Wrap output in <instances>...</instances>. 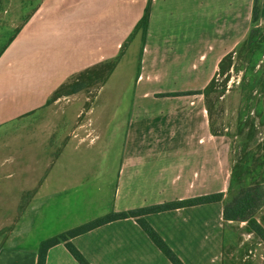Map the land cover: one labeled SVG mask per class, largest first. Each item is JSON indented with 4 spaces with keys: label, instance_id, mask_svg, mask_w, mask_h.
Wrapping results in <instances>:
<instances>
[{
    "label": "crops",
    "instance_id": "obj_1",
    "mask_svg": "<svg viewBox=\"0 0 264 264\" xmlns=\"http://www.w3.org/2000/svg\"><path fill=\"white\" fill-rule=\"evenodd\" d=\"M254 1H150L145 40L138 30L105 82L130 63L121 83L134 81L133 105L120 141L119 159L77 160L65 156V147L55 160L37 163L41 172L20 190L35 191L22 219L0 247V264H37L42 240L110 212L218 192L224 194L221 201L150 213L144 218L184 264H226L225 226L235 222L223 219L224 204L230 199V143L212 134L200 92L214 77L221 59L254 28ZM147 2L0 0V21L16 28L0 55V127L30 117L32 111L58 109L82 94L61 96L47 104L73 75L118 55ZM258 21L264 24V0H260ZM130 54L133 58L128 60ZM76 125L71 135L87 130L84 122L76 120ZM65 146L70 145L65 142ZM81 166L90 177L78 174ZM98 167L115 174H97ZM80 183H85L86 196H92L84 207V218H78V213L71 216L74 212L67 210L64 215L72 224L54 229L46 221L40 230L35 229L27 215L37 202L41 213V207L47 208L53 198L70 209L69 197ZM38 197L44 200L39 202ZM70 241L90 264H172L134 217L108 222ZM45 264L79 262L61 242L48 249Z\"/></svg>",
    "mask_w": 264,
    "mask_h": 264
},
{
    "label": "rangeland",
    "instance_id": "obj_2",
    "mask_svg": "<svg viewBox=\"0 0 264 264\" xmlns=\"http://www.w3.org/2000/svg\"><path fill=\"white\" fill-rule=\"evenodd\" d=\"M10 25L12 23L0 21V52L16 32V28L11 29ZM255 27L263 30L264 24L257 21ZM259 52L261 55L253 69L248 68ZM230 56L227 61L228 69L216 76V92L210 98L208 121L214 132L219 134L216 136H223L230 143L229 164L232 170L245 154L252 152L257 158V154L262 153L258 143H263L264 125L260 124L256 107L260 103L264 108V31L258 32L252 45L241 43ZM132 58L133 54H130L128 60ZM129 64L126 62L124 68L121 66L116 76L100 91L98 85L91 86L82 91V94L63 102L58 109L42 108L37 112L32 111V116L7 121L0 127V247L6 243L9 231L22 217L23 210L35 191L32 188L30 191L20 192L27 186L28 180L41 172L37 163L55 160L65 147L68 150L65 156L76 157L77 160L119 159L120 141L133 105L134 81L129 79L121 83L128 73L125 67ZM250 77L259 79L254 88ZM66 90L68 88H64L62 92ZM79 112L80 115L76 117ZM76 120L84 122L87 128L86 131L78 130V136L70 134L77 128ZM241 123L244 127L243 132L239 133ZM251 123L256 127L252 137L249 134ZM87 132L90 133L88 137ZM49 136L51 139L46 140ZM65 142L70 146H65ZM32 163L34 164L31 166ZM77 169L79 175L85 173V178L90 177V173L83 171V166ZM263 170L261 168L258 173L251 174V182H259L264 192ZM95 173L108 176L115 174L113 170L105 172L101 167ZM82 183L77 190L72 191V197H69L70 209L60 199L56 204V199L53 198L47 208L41 207V213L37 202L27 215L28 220H33L35 229L40 230L42 223L46 221L54 229L67 226L69 222L64 215L67 210L74 212L73 215L70 213L71 216L78 213V218H84V207L92 196H86L83 190L85 183ZM238 191L239 187H234L233 195ZM228 196L230 197L229 194ZM41 200L44 199L38 197V201ZM253 217L264 228V197L259 207L254 210ZM55 219L58 221L55 222ZM23 223L25 221L21 224ZM24 228L25 226L20 228V231ZM225 240L226 264H250V261L252 264L264 263V241L246 222L226 224Z\"/></svg>",
    "mask_w": 264,
    "mask_h": 264
},
{
    "label": "trees",
    "instance_id": "obj_3",
    "mask_svg": "<svg viewBox=\"0 0 264 264\" xmlns=\"http://www.w3.org/2000/svg\"><path fill=\"white\" fill-rule=\"evenodd\" d=\"M150 1L151 0H148L142 18L138 21V23L134 28V31L130 34V36L126 39L125 43L122 45L118 55L111 59L102 61L91 67H88L84 70H81L75 75H73L70 79H68V81L60 85L53 92L52 96L47 101V104H49L51 101L56 100L61 96L70 95L80 91L88 90L89 87L94 85H98V88L103 86L107 81V79L109 78V76L114 71V69L116 68L121 57L123 56L128 43L131 41L134 34L138 30L142 31L143 41L145 40L146 31L149 23ZM259 15H260V0H255L253 7V15H252V22L255 24V26H256V22L259 19ZM255 26L251 30L250 34L242 42L244 45L245 44L252 45L258 32L264 31V28L263 30H260L257 29L258 27ZM13 38L14 37H11L9 42L12 41ZM6 46L2 48L0 54L3 52ZM230 53L226 54L221 59V61L218 64V69L214 77L209 81L206 87L200 92L205 97L208 115L210 112L211 95L216 92V86H217L216 76H220L225 70L228 69L229 65L227 64V61L230 60L231 57ZM260 55L261 52H259V54H257L254 57V60L251 62V65L248 68L253 69ZM258 80L259 79L255 80L253 77H250V83L252 84L253 88L258 84ZM64 88H68V91L66 90L65 92H62ZM256 113L260 117V124L264 125V108L260 103L256 107ZM243 127L244 124L241 123L239 133L243 132ZM210 129L212 134L219 135L218 133L214 132L211 123H210ZM255 129L256 127L254 128V123H251L250 132H249L251 137L253 136ZM258 148L262 153L257 154V158L254 157V153L249 152L245 154L244 157L241 160H239L230 171L228 194L230 195L231 199L228 203L224 204L223 219L226 221L246 222L248 227L253 232H255L257 236L261 238V240L264 241V228L260 225L258 220L253 217L254 210H256L259 207L260 203L263 200L264 192L259 182H251V174L258 173L261 168H264V139H263V143H258ZM234 187H239V191L233 195ZM223 196L224 194L222 192H218V193L207 194L199 197H190L181 200H174L162 204L142 207L129 211L107 213L96 219L90 220L74 228L68 229L62 233H59L57 235L42 240L38 248L37 264H45L46 253L48 249L61 242L65 243L66 248L68 249L70 254L79 262V264H90L87 261V259L84 257V255L70 241V239L80 234L86 233L89 230H92L108 222L118 219H124L128 217L136 218L137 223L147 234L150 240L168 258V260L172 264H184L182 260L176 255V253L170 248V246L165 242V240L160 236V234L146 221L144 216L146 214L162 212L170 209L189 207L198 204L221 201L223 199Z\"/></svg>",
    "mask_w": 264,
    "mask_h": 264
}]
</instances>
